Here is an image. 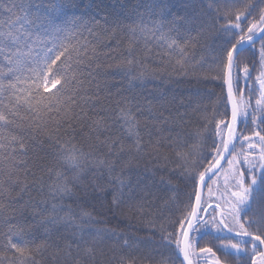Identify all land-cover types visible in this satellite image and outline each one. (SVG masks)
Returning <instances> with one entry per match:
<instances>
[{"label":"snow or ice","instance_id":"1","mask_svg":"<svg viewBox=\"0 0 264 264\" xmlns=\"http://www.w3.org/2000/svg\"><path fill=\"white\" fill-rule=\"evenodd\" d=\"M79 7L0 0V264H264V0Z\"/></svg>","mask_w":264,"mask_h":264},{"label":"trees","instance_id":"2","mask_svg":"<svg viewBox=\"0 0 264 264\" xmlns=\"http://www.w3.org/2000/svg\"><path fill=\"white\" fill-rule=\"evenodd\" d=\"M103 4H109V3H114L115 0H95V3H101ZM77 3L80 4L79 9H76V15L79 16L81 12H88V11H94L93 8H89V5L93 4V0H77ZM22 15V13H21ZM85 19H87V16H85ZM87 35V34H85ZM36 39V36L33 37ZM52 37H45L43 35L39 36L38 43L40 46H42L43 43H47L48 41L52 40ZM260 46L259 40L256 42V48L258 49ZM154 66V65H153ZM155 83L160 86V88L168 93V94H176L178 99H185L189 95V90L195 88L197 85L195 84L194 81H190L189 78H181V77H176L173 76L171 79L169 77L162 73L161 74V79L156 80ZM121 84L119 78H117L115 81H112L111 78H109V87L112 88V91L115 92L116 88L119 87ZM114 85V86H113ZM101 86H104V81H101ZM149 87H152V85H149ZM207 90L209 91H215L219 92L220 89L215 86V83L207 85ZM254 103V101H253ZM35 195V193H33ZM97 209H99V204H97ZM87 211H93L91 206H86ZM93 215H96V213L93 211ZM98 220L105 221V223H102L98 225L99 227H111L115 228L117 231L120 232H125L128 235H139V236H144V233L142 232H135L134 228L128 227L126 224H120L117 225L115 221H111L110 217H105V216H96ZM110 221V222H108ZM4 229H0L2 231ZM205 240L209 239V237H205ZM203 243V241H202ZM145 264H150L149 261H145Z\"/></svg>","mask_w":264,"mask_h":264}]
</instances>
